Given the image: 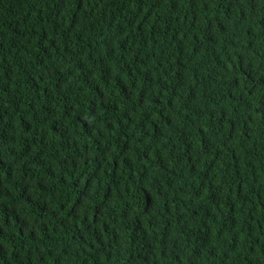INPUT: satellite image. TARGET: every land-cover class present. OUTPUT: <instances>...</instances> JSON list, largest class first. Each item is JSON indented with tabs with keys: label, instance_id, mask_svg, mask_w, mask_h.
Wrapping results in <instances>:
<instances>
[{
	"label": "trees",
	"instance_id": "obj_1",
	"mask_svg": "<svg viewBox=\"0 0 264 264\" xmlns=\"http://www.w3.org/2000/svg\"><path fill=\"white\" fill-rule=\"evenodd\" d=\"M0 264H264V0H0Z\"/></svg>",
	"mask_w": 264,
	"mask_h": 264
}]
</instances>
